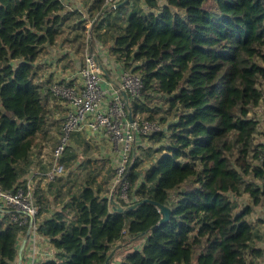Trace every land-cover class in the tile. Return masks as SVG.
Segmentation results:
<instances>
[{"label": "trees", "instance_id": "obj_1", "mask_svg": "<svg viewBox=\"0 0 264 264\" xmlns=\"http://www.w3.org/2000/svg\"><path fill=\"white\" fill-rule=\"evenodd\" d=\"M86 13L66 10L62 0H0V186L24 184L33 148L55 130L60 136L65 114L57 117L50 102L63 98L51 91V73L42 78L41 58L46 47L66 42L81 53L78 66L89 47L88 21L94 40L140 78L126 109L158 124L144 136L161 143L159 155L143 170L131 163L126 197L121 184L109 188L110 176L98 182L90 166L54 210L37 184L38 228L54 258L36 264H105L117 245L118 264H258L263 251L249 215L264 200V141L255 139L261 120L249 113L262 96L264 0H118L111 8L92 0ZM103 26L109 44L99 38ZM156 95L170 121L150 113ZM244 195L249 202L238 209ZM158 204L170 209L162 223ZM28 229L4 212L0 264H14Z\"/></svg>", "mask_w": 264, "mask_h": 264}, {"label": "built area", "instance_id": "obj_2", "mask_svg": "<svg viewBox=\"0 0 264 264\" xmlns=\"http://www.w3.org/2000/svg\"><path fill=\"white\" fill-rule=\"evenodd\" d=\"M104 1L111 8L118 0ZM89 35H91L90 32ZM88 39V50L83 61L76 67L75 78L79 77V81L70 86L58 82L51 86L53 94L59 95L65 100L67 110L61 126V134L51 150L48 170L45 171V175L49 182L66 172L62 155L67 145L70 144L71 136L75 131L86 128L89 131L86 136L89 138L100 130H104L105 133L111 135L117 146L119 158L115 173L123 178L122 180L118 178L116 181H120L122 185L120 196L126 197L128 185L127 181L123 179L128 169V155L133 142L138 133L146 136L158 130L159 126L151 121L132 119L126 109L127 97H136L142 87V82L136 74L121 69L118 72L116 86L112 89L104 86L103 62L99 52L106 49L100 42L92 44V38ZM262 82H264V77L261 79ZM260 90L262 96L257 105L260 109L257 110L264 113V88ZM24 178L25 183L19 185L15 190H5L0 186V217L5 211H9L12 221L18 224H29L27 233L23 235L26 242L24 252L22 251L21 264H36L53 259L54 249L50 243V246L44 250L38 245L40 244L38 237L41 236V233L38 228V206L34 198L35 184L31 173ZM157 209L159 208L157 207Z\"/></svg>", "mask_w": 264, "mask_h": 264}, {"label": "rangeland", "instance_id": "obj_3", "mask_svg": "<svg viewBox=\"0 0 264 264\" xmlns=\"http://www.w3.org/2000/svg\"><path fill=\"white\" fill-rule=\"evenodd\" d=\"M71 5H76L80 3L81 6L87 7V3L89 0H70ZM86 3V4H85ZM73 8V7H72ZM86 29H88L89 32H92V36L89 35L88 38H92V42L95 44L94 36L95 30H92V24L90 22L86 23ZM105 27L103 26V29L101 28L99 30V38L103 39L106 44L110 43V37L108 36L109 32L108 30H104ZM83 35L85 37L87 36L86 30H82ZM74 33V32H73ZM70 35V34H69ZM98 44V43H97ZM72 45V44H71ZM74 57L73 60H66L63 57V61L61 62V56L60 53L57 54L58 61L57 63L53 64H46L40 68V74L43 76L42 78H45L50 73L53 75V78L55 81L59 80H70L73 82H78L79 77L75 78L76 74V65L81 59V53L76 51L74 47ZM85 54V53H84ZM47 54H45L46 56ZM44 56V57H45ZM43 59V58H41ZM61 84V83H59ZM258 88L263 89L264 88V82L259 83L258 82ZM50 102L52 110H55V115L63 116L65 114V100L63 101L57 99ZM149 109L150 113H156L157 115L154 117L156 120L159 119L160 116L166 117L167 120L172 119L171 112L166 111V103L163 101V98H160L159 95H156V97H153L149 101ZM158 108V109H156ZM260 109L259 107H253L249 115L251 117H256L257 119H260L259 123V129L258 134L256 135V141H264V113L257 110ZM54 112V111H53ZM148 116L147 112H139L137 116L138 120H143ZM76 132V131H75ZM78 136L71 137L70 140V146L72 150H70V159L68 161L66 160V172L56 177L54 181H51L50 183L46 179L45 171L48 170V163L50 160V154L51 150L56 143L58 137H59V130H55L52 135L46 138V140L40 141L38 146L33 148L32 152L35 153L33 157L32 162L29 165L28 172L24 176H28L30 173L32 174V180L35 184V187L37 184H39L42 188L47 189L48 191V197L52 200L54 206H58L62 199L65 197L63 195L64 192H67V189L69 186H71L73 189H78L79 183L83 180V178L87 177L86 171L87 167L90 166V169H93V175L96 176V179L99 180L98 182H102L106 177H111L109 182V188L113 189L115 186L120 184V181L117 182L116 180L119 178L122 180L123 176H117L115 173L116 165L118 162L119 155L117 153V146L115 143V140L109 135L108 133H105L104 130H100L98 132L97 137L90 136L87 138V136L84 137V133L82 130L77 131ZM90 140L88 142L87 140ZM161 143L151 144V141L148 137H145L142 134L137 135L135 138V141L133 142L132 149L130 151V154L128 155V166L131 165V163L137 159L139 162V169L143 170L145 167H147L150 163L155 162L154 159L158 157L159 152H157V148ZM89 146L90 151H88L87 154L84 153V147ZM39 162H38V161ZM102 160L103 164V170L102 175L98 174L97 172V166L99 165L100 161ZM42 162V163H40ZM41 164V165H39ZM105 172V173H104ZM124 180V179H123ZM125 181V180H124ZM113 182H115V185H113ZM58 188H61L60 191H58ZM122 185H120V191H121ZM46 191V192H47ZM249 202V199L247 195H244L238 202V209L243 208V206ZM249 219L252 220L254 225L256 226L258 224V228L260 231V227L264 226V200L259 203L258 205L253 206V210L251 214L249 215ZM258 241L255 243L256 245L262 243L264 240L263 236L260 237V233H258L257 237Z\"/></svg>", "mask_w": 264, "mask_h": 264}, {"label": "crops", "instance_id": "obj_4", "mask_svg": "<svg viewBox=\"0 0 264 264\" xmlns=\"http://www.w3.org/2000/svg\"><path fill=\"white\" fill-rule=\"evenodd\" d=\"M65 4V9L66 10H73V9H79V11L85 16L87 13V9L89 8L92 0H89L88 3H87V7H83L80 5V3L76 4V5H71V1L70 0H62ZM86 4V3H85ZM73 7V8H72ZM90 22V21H88ZM87 23V22H86ZM91 23V22H90ZM71 35V33H70ZM97 42V41H95ZM104 46V45H102ZM105 51H102L100 50H97L99 53H100V56H101V61L103 62V67H104V71H103V75H104V86L106 88H109V89H112L113 87L116 86L117 82H118V72L121 71L122 66L119 62L115 61L114 60V57L107 51V47L105 46ZM46 53L43 54L42 58V62H41V65L44 66L46 64H53V63H57L58 61V57H57V54L60 53V56H61V62L63 61V58L66 59V60H73V58L75 59L74 57V49L72 48V45L68 44V43H64V42H57L55 45L53 46H49L48 48L46 47ZM49 52V53H48ZM45 54H47L45 56ZM45 56V57H44ZM55 57L56 60H55ZM63 57V58H62ZM83 133H84V137L86 135H88L89 131L88 129L84 128L82 129ZM77 132V131H76ZM76 132H74L72 134V138L74 136H78V133L76 134ZM98 136V133H95L93 134V137H97ZM92 137V138H93ZM88 138V137H87ZM87 140L88 142H90V140L88 139H85ZM35 153L31 152V156L29 158V162L31 163L32 160H33V157L35 155H33ZM159 155V154H158ZM156 160V159H154ZM38 161V160H37ZM39 162V161H38ZM42 163V162H40ZM41 165V164H39ZM53 204V202H51ZM55 209V206L53 205V210ZM251 220V219H250ZM252 221V220H251ZM256 228V232L257 234L260 233V237L263 236L264 238V226L262 225L260 228V231H259V228H258V224L255 226ZM24 236H20L19 238V241H18V246L19 244L21 243L22 239H23ZM38 241H40V244H38L39 246H41V249L44 250V249H47L48 246H50L49 244V241H48V238L46 236H44L43 234H41L40 237H38ZM258 241V239L255 240V243ZM134 247H140L141 243H137L136 242H133L131 243ZM256 245V244H255ZM258 247H260L263 251V256L262 258L258 261V264H264V240L262 241V243H260L259 245L257 244ZM119 247V245H117L115 248H114V252H113V255L111 256L110 260H109V264H118V261H119V258L121 257V253H119V249H117ZM25 249V245L23 246V249L22 251ZM40 249V248H39ZM117 249V250H116ZM24 252V251H23ZM18 263V259L16 257L15 261H14V264H17Z\"/></svg>", "mask_w": 264, "mask_h": 264}, {"label": "water", "instance_id": "obj_5", "mask_svg": "<svg viewBox=\"0 0 264 264\" xmlns=\"http://www.w3.org/2000/svg\"><path fill=\"white\" fill-rule=\"evenodd\" d=\"M123 95L126 97V95H125L124 92H123ZM110 199L112 201V197H110ZM135 205H136V203L130 204V205H128V208L134 207ZM157 207L159 208V211L161 212V218L159 219V223H162V222H164V221H166L168 219V216H169V213H170V209L166 205H161V204H158ZM117 208L119 210L124 209L122 206H117ZM25 242H26V238L24 237L22 239L21 243L18 246V249H17V259H18V263L17 264H21V260H22V249H23V246H24ZM113 252H114V250H112L108 254V258H107L105 264H109V260H110L111 256L113 255Z\"/></svg>", "mask_w": 264, "mask_h": 264}]
</instances>
